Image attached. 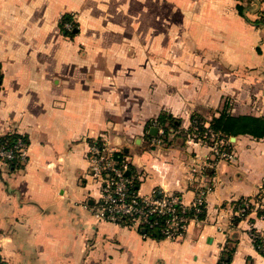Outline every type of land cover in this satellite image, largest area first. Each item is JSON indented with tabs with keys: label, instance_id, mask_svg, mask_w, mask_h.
I'll return each mask as SVG.
<instances>
[{
	"label": "crops",
	"instance_id": "1",
	"mask_svg": "<svg viewBox=\"0 0 264 264\" xmlns=\"http://www.w3.org/2000/svg\"><path fill=\"white\" fill-rule=\"evenodd\" d=\"M251 1L264 16V0ZM235 6L0 0V136L28 142L21 167L0 160L3 264H221L227 247L225 264H264V135H222L231 159L190 136L194 117L209 126L222 113L264 117V24ZM65 17L71 35L59 28ZM152 31L191 38L193 55L171 96L162 87L153 96L141 76L147 85L136 99L133 39L143 51ZM163 111L176 126L153 145L150 119ZM102 138L124 151L140 194L178 193L190 203L202 191L199 220L176 239L98 220L86 154Z\"/></svg>",
	"mask_w": 264,
	"mask_h": 264
},
{
	"label": "built area",
	"instance_id": "2",
	"mask_svg": "<svg viewBox=\"0 0 264 264\" xmlns=\"http://www.w3.org/2000/svg\"><path fill=\"white\" fill-rule=\"evenodd\" d=\"M190 136L198 142L208 144L215 158L234 157L227 147L226 138L203 122L193 121ZM158 141L159 139L153 140ZM121 151L104 138L100 142L90 143L87 148L89 173L98 182L100 190V200L93 210L94 216L101 221H126L145 232L154 231L170 239L182 236L189 222L199 220L203 192L190 203H185L178 193L158 195L153 191L150 194H140L134 187L133 178L126 173L129 167L127 158L124 154L120 159L117 158L116 154ZM14 152L21 162H25L27 145L21 140L13 145V149L0 148V160L15 157ZM194 171L195 168L192 172ZM0 264H3L1 257ZM221 264L225 263L221 261Z\"/></svg>",
	"mask_w": 264,
	"mask_h": 264
},
{
	"label": "rangeland",
	"instance_id": "3",
	"mask_svg": "<svg viewBox=\"0 0 264 264\" xmlns=\"http://www.w3.org/2000/svg\"><path fill=\"white\" fill-rule=\"evenodd\" d=\"M236 2V9L239 13H244L245 16L248 18L249 21L252 23H256L260 21V23L264 24V16L260 15V11H257L256 8L258 4L254 5L253 1L251 0H235ZM257 3V2H256ZM256 6V7H255ZM241 7V9L239 8ZM254 8V11H251V9ZM264 13V11H263ZM60 24V23H59ZM60 30L63 31V33H68L71 35V30H75V23L72 21H64L62 24L59 25ZM199 40L203 38L199 37ZM134 64H135V73L134 76H139L137 80L139 79V83H136L134 85V98L137 99V95H141L142 87H145L147 84L144 83V85L141 83V76H143V79L145 81V78H149V84L150 89L153 93V96L157 97L158 92H161V87L165 89L166 95L174 93V91L177 89V85L174 83L177 82L179 75L184 73L186 70L184 68H188V65L191 61V56L193 53L190 51V44L189 41H191V38L189 37H163L158 38L154 35L153 31L151 32L148 40L147 49L145 48L143 51L138 50V44L139 38L134 37ZM190 60V61H189ZM163 78H165V83H163ZM159 80V84H158ZM174 84H172V83ZM188 86H185L184 89H187ZM145 89V88H144ZM169 100V98H168ZM170 101V102H169ZM167 102L172 104V101L169 100ZM155 105V102L154 104ZM161 114H169L168 112H161L155 117H152L150 119V124L152 126L157 127L160 126L159 131H156L158 135L154 137L149 136L148 138L157 140L158 142H154L153 145H158L163 142V137L165 136L164 133V127L163 125H160L158 121L156 120L159 115ZM193 119H196L197 121H201L198 117H194ZM168 126L172 129H174L173 126L170 125L169 122H166L164 126ZM161 130L163 133H161ZM151 141V140H150Z\"/></svg>",
	"mask_w": 264,
	"mask_h": 264
},
{
	"label": "trees",
	"instance_id": "4",
	"mask_svg": "<svg viewBox=\"0 0 264 264\" xmlns=\"http://www.w3.org/2000/svg\"><path fill=\"white\" fill-rule=\"evenodd\" d=\"M241 9V7H239ZM68 18H63L62 22L67 20ZM69 20V19H68ZM61 22V24H62ZM73 31L71 30L72 34ZM160 125H163L164 131L168 130V126H164L166 122H169L171 126L175 128L176 119L172 117L170 114H161L156 119ZM196 120V119H193ZM210 127L216 133L221 135L229 136L236 135L237 133H251L255 136H263L264 135V117H252V116H228L225 113L220 114L218 117H214L211 120ZM21 140L27 145L26 136L19 134L17 132H8L0 136V148L4 149H13V145ZM15 153V152H14ZM124 154V151L117 153V158H121ZM11 159L4 158L5 161L10 168H18L22 166L20 159L16 156ZM135 184V183H134ZM137 188L136 185H134ZM261 246L264 248V241H262ZM232 249L227 247V249L223 252L221 257V261H229L230 253Z\"/></svg>",
	"mask_w": 264,
	"mask_h": 264
},
{
	"label": "water",
	"instance_id": "5",
	"mask_svg": "<svg viewBox=\"0 0 264 264\" xmlns=\"http://www.w3.org/2000/svg\"><path fill=\"white\" fill-rule=\"evenodd\" d=\"M156 131H157V127H155V126H152V127L150 128V130H149V132H150L151 134H155ZM126 173L128 174V171H126Z\"/></svg>",
	"mask_w": 264,
	"mask_h": 264
}]
</instances>
